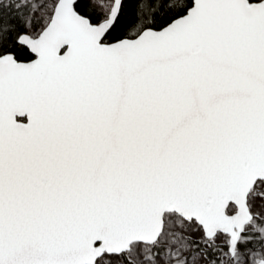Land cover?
I'll return each instance as SVG.
<instances>
[{
    "label": "snow or ice",
    "instance_id": "1",
    "mask_svg": "<svg viewBox=\"0 0 264 264\" xmlns=\"http://www.w3.org/2000/svg\"><path fill=\"white\" fill-rule=\"evenodd\" d=\"M0 264H264V0H0Z\"/></svg>",
    "mask_w": 264,
    "mask_h": 264
}]
</instances>
